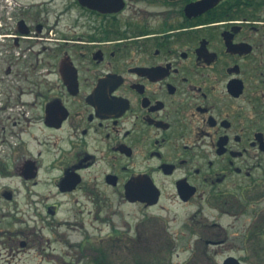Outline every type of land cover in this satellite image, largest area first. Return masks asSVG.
<instances>
[{
	"label": "flooded vegetation",
	"instance_id": "obj_1",
	"mask_svg": "<svg viewBox=\"0 0 264 264\" xmlns=\"http://www.w3.org/2000/svg\"><path fill=\"white\" fill-rule=\"evenodd\" d=\"M259 188L264 0H0V264L41 252L44 221L84 228L54 220L77 205L104 224L108 203L156 198L216 213L184 264H259ZM85 233L75 264L103 252Z\"/></svg>",
	"mask_w": 264,
	"mask_h": 264
},
{
	"label": "rangeland",
	"instance_id": "obj_2",
	"mask_svg": "<svg viewBox=\"0 0 264 264\" xmlns=\"http://www.w3.org/2000/svg\"><path fill=\"white\" fill-rule=\"evenodd\" d=\"M264 188H259L253 192L254 196H260V203H248L247 208L252 216H264V195L261 193ZM237 205V203H234ZM243 203H240L242 206ZM200 203H158L152 207H144L141 204L131 203H108L109 217L104 224L94 219L96 206L92 203H83V205H77L75 211L69 214L63 215L62 213L57 218L69 217L72 223L83 225L79 227V230H68L64 226L56 227L58 232L57 239L56 231H54L50 225L49 227L45 223V227L42 229L44 240H42L41 252L34 250L37 254L26 256L21 262H12L11 264H56L51 260L52 257L48 258L46 253L53 252L54 254H60L64 260L75 264L76 259L79 257V249L76 247L78 243L84 242V232L92 237L87 243L92 244L93 249L103 248V252L107 256L110 264H132L135 259L141 262L150 263L154 258H158L157 264H165L166 260H170L171 264H184L186 259L191 256V249L194 248V240L192 239L191 230L198 231L199 224L196 221L201 220L200 215L211 217L216 213L205 205L202 213H196ZM104 213V212H103ZM195 214V215H194ZM111 215V216H110ZM44 216V215H43ZM51 217L49 215H45ZM104 217V214H103ZM48 221V220H46ZM227 223L229 220H223ZM141 223L140 229L141 238H136V231L139 228L138 223ZM12 226V228L19 229L25 227L26 222L21 224H12V221L2 223ZM12 224V225H11ZM30 225L34 223L29 222ZM42 222H39L40 226ZM186 226V227H185ZM117 231L125 232L123 236L110 235L112 228ZM194 227L196 229H194ZM101 228V229H100ZM115 231V230H113ZM231 231V230H230ZM129 232V233H127ZM66 233V236L60 235ZM189 233L191 236H189ZM199 230V234H200ZM112 234V232H111ZM188 234V238H186ZM197 235V232L195 233ZM195 235V236H196ZM50 237V238H49ZM177 238L174 241V248L171 254L168 255V246L170 238ZM194 237V236H193ZM49 238L54 241H47ZM100 238L104 239L103 244L100 242ZM191 238V239H190ZM69 243L72 246H69ZM168 243V244H167ZM192 246V248H190ZM68 247L71 248L69 254L67 253ZM201 258V256L199 255ZM237 257H240V255ZM12 259V257H7ZM218 260L222 256H216ZM88 260V258H87ZM69 262H64L67 264ZM86 257H83L82 263L85 264ZM167 263V262H166ZM195 264H200V260L196 257ZM243 264H251L250 260L245 261Z\"/></svg>",
	"mask_w": 264,
	"mask_h": 264
},
{
	"label": "trees",
	"instance_id": "obj_3",
	"mask_svg": "<svg viewBox=\"0 0 264 264\" xmlns=\"http://www.w3.org/2000/svg\"><path fill=\"white\" fill-rule=\"evenodd\" d=\"M262 244L264 245V239L262 241ZM259 258H264L262 255L259 256ZM157 261L159 262L158 258H154L150 263L141 262L138 259H135V261L132 264H157ZM264 261H260V263H263ZM92 264H110L107 256L103 252H98L93 255L92 257ZM160 264V263H158Z\"/></svg>",
	"mask_w": 264,
	"mask_h": 264
},
{
	"label": "water",
	"instance_id": "obj_4",
	"mask_svg": "<svg viewBox=\"0 0 264 264\" xmlns=\"http://www.w3.org/2000/svg\"><path fill=\"white\" fill-rule=\"evenodd\" d=\"M156 200L157 199H154L153 201H149L150 203H145V204H149V205H151V204H155V202H156ZM236 258H234V257H229L227 260H226V262H228V264H238V263H236Z\"/></svg>",
	"mask_w": 264,
	"mask_h": 264
}]
</instances>
